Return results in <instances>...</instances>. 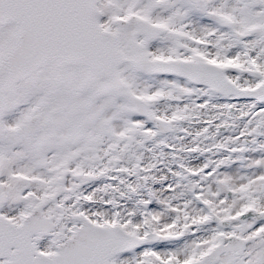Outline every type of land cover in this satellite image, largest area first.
Returning a JSON list of instances; mask_svg holds the SVG:
<instances>
[{
    "label": "snow or ice",
    "instance_id": "6c2138e0",
    "mask_svg": "<svg viewBox=\"0 0 264 264\" xmlns=\"http://www.w3.org/2000/svg\"><path fill=\"white\" fill-rule=\"evenodd\" d=\"M0 264H264V0H0Z\"/></svg>",
    "mask_w": 264,
    "mask_h": 264
}]
</instances>
